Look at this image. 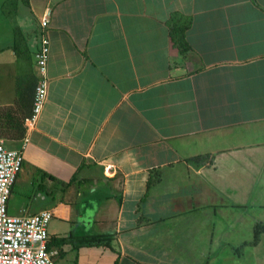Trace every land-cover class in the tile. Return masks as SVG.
I'll list each match as a JSON object with an SVG mask.
<instances>
[{
	"label": "crops",
	"instance_id": "crops-1",
	"mask_svg": "<svg viewBox=\"0 0 264 264\" xmlns=\"http://www.w3.org/2000/svg\"><path fill=\"white\" fill-rule=\"evenodd\" d=\"M18 117L55 264H264V0H0V139Z\"/></svg>",
	"mask_w": 264,
	"mask_h": 264
},
{
	"label": "built area",
	"instance_id": "built-area-1",
	"mask_svg": "<svg viewBox=\"0 0 264 264\" xmlns=\"http://www.w3.org/2000/svg\"><path fill=\"white\" fill-rule=\"evenodd\" d=\"M45 17L41 22L43 29ZM48 53V41L42 38L40 48L35 53L39 80L33 95L31 120L39 113L46 99ZM26 143L24 136L21 147L8 148L0 139V264H54V253L48 247L47 230L52 212L42 210L30 215H14L7 207L11 189L23 163Z\"/></svg>",
	"mask_w": 264,
	"mask_h": 264
},
{
	"label": "rangeland",
	"instance_id": "rangeland-1",
	"mask_svg": "<svg viewBox=\"0 0 264 264\" xmlns=\"http://www.w3.org/2000/svg\"><path fill=\"white\" fill-rule=\"evenodd\" d=\"M26 103L27 101L25 96L24 103L21 101L19 104L20 107H23L24 114L27 113ZM30 115L31 111H28V116ZM25 120L26 119H24V122ZM20 121L21 120L18 117V130H20ZM13 123L15 125L14 119H11L10 116H8L7 119H3L1 122L2 125L8 124L10 126ZM1 138L4 139V143L8 148H19L22 146V142L16 143L2 136ZM29 152L30 151L23 152V163L17 174L16 181L13 185L14 188L11 191L10 197L8 199V211L11 214H20V212H23L22 214L28 215L41 210H49L53 214V217L50 219L51 221H49L51 224V222L53 223V221L56 220L54 216H58V212L55 209V206L56 204L58 205L60 196H58L59 193L55 191L53 193L47 192L44 186H48V178H45L44 176L42 177L40 171L38 169H35V167H33V165L30 163V160L28 159L30 156ZM45 193L47 194L45 195ZM52 257L55 264V261L58 257L55 254H53Z\"/></svg>",
	"mask_w": 264,
	"mask_h": 264
},
{
	"label": "trees",
	"instance_id": "trees-1",
	"mask_svg": "<svg viewBox=\"0 0 264 264\" xmlns=\"http://www.w3.org/2000/svg\"><path fill=\"white\" fill-rule=\"evenodd\" d=\"M186 23H188V22H186ZM186 26H187V24L184 23L183 26L173 27V29L177 30V32H178V36H181V35H182L181 32H182L183 30H185ZM9 136H10L11 138H14V139H21V138H23V137L25 136V128L22 129V131H19V130H18L17 133L9 134ZM260 232H264V224L261 223V222H257V223L255 224V226H254V237H253L251 243H254V242L257 241V239H258V234H259ZM90 239L93 240L92 237H91ZM73 242H74V245L76 246V242H75V241H73ZM236 252L239 253V249H236Z\"/></svg>",
	"mask_w": 264,
	"mask_h": 264
}]
</instances>
